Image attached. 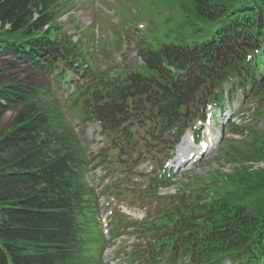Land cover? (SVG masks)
<instances>
[{
  "label": "trees",
  "instance_id": "obj_1",
  "mask_svg": "<svg viewBox=\"0 0 264 264\" xmlns=\"http://www.w3.org/2000/svg\"><path fill=\"white\" fill-rule=\"evenodd\" d=\"M62 1L0 0V54L7 51L13 66L46 74L71 67L88 79L85 87L74 82L70 107L101 122L107 143H140L132 128L162 135L181 128L204 97L223 101V92L213 91L225 82L259 102L264 122V0L173 2L174 38L144 49L145 67L131 74L81 65H89L90 52L62 31ZM210 27L217 31L205 43L198 35ZM180 60L188 70L172 73ZM7 112L14 120L0 133V264H103L108 243L98 198L85 181V151L60 99L10 78L0 83V120ZM252 132V145L232 157L240 167L228 176L230 192L197 187L190 198L166 200L143 230L158 241L142 255L148 264H264V169L244 166L264 161V133Z\"/></svg>",
  "mask_w": 264,
  "mask_h": 264
},
{
  "label": "rangeland",
  "instance_id": "obj_2",
  "mask_svg": "<svg viewBox=\"0 0 264 264\" xmlns=\"http://www.w3.org/2000/svg\"><path fill=\"white\" fill-rule=\"evenodd\" d=\"M75 2V9L67 16H65L61 23L65 32L69 35L76 37L77 39H81L82 41H86L87 45L93 48V63L95 67L98 69H133L136 64V52L134 48V36L133 37H126L124 41L121 43L123 45V50H115L112 46L116 45V37L112 39V32L115 28L113 25L123 27V22L127 25L134 23L136 28H143L149 24V7L146 6L143 0H72ZM150 3L156 4L159 0H148ZM165 1V0H164ZM174 1V0H172ZM104 9L107 13L111 14L112 18H107L106 15L101 14L103 12L100 7ZM97 6V7H96ZM133 13V18H130L129 10ZM161 18L160 16H158ZM154 23V21H152ZM121 27L118 29V33L120 36H124L121 33ZM129 30L131 33L133 32V27L129 26ZM142 30V29H140ZM130 33V34H131ZM117 34V33H116ZM107 42H111L109 44ZM114 50V51H113ZM0 54V83L7 82L10 78H15L22 81L23 84H34L41 87H50L55 91L58 95L64 96L68 93L69 87L65 85L62 81H59L52 76H48L46 74H42L40 72L31 70L27 66L22 65H12V59L7 57L5 54ZM109 64V65H108ZM94 67V68H95ZM69 94H71L69 92ZM235 100L232 104L226 105L223 114L219 117L218 121L215 123V127L212 121L210 131L212 135L217 138L220 137V126H223L224 130V142H235L236 144H243L247 139L244 136H235L231 134L228 120L236 121L237 125L241 128L245 126H251L255 128V121H253L252 113L247 112L245 113V105L246 103L242 102L240 94H237L234 98ZM231 112V113H230ZM211 114H214V110H211ZM71 116V115H70ZM14 120V113L7 112L2 119L0 120V133L5 132L11 126ZM82 119L80 117H75L71 120V123L75 126L78 132H81L84 129V125H81ZM197 127V126H196ZM264 130L263 126H259V128ZM90 135H89V134ZM86 139L85 144L88 149V154H96L98 148H100L101 139L99 137V132L93 126L86 128ZM204 135V134H203ZM219 141H221L219 139ZM84 142V141H83ZM85 146V147H86ZM217 148V146H215ZM214 152V150H213ZM214 158V157H213ZM221 156H218L215 159H212L211 155H207L203 158V160L195 165L194 167L186 169V171L182 175H178L176 179V187L178 189L181 187L183 188L185 184H193V179L197 175L199 178L211 177L216 176L221 178V174L227 176L228 174L231 175L233 167L229 164H226ZM98 176H102L101 169L95 170ZM229 175V176H230ZM207 180H211V178H207ZM219 180V178H218ZM178 182H180L178 184ZM195 183V182H194ZM214 183V182H213ZM107 183H105L106 185ZM190 184V185H191ZM103 185L102 188L105 187ZM187 186V185H186ZM99 191H101V189ZM137 190L139 189L138 186L136 187ZM177 190V189H176ZM173 194L174 190H164V194ZM137 192L131 196H125L123 198H112L107 201V196L102 201L103 206V214H106L107 222L110 223V211H115L119 209L120 205L126 207L123 209L127 216L130 217L131 222L134 220H141L142 216L148 214L151 209H154L156 205H148L150 200H145L144 198H136ZM107 205L109 206L107 208ZM152 207V208H151ZM110 209V210H108ZM129 219V220H130ZM110 226V231L111 225ZM123 233V230L120 231ZM110 235L108 234V239ZM123 241V242H122ZM122 242V243H121ZM135 244L134 238L126 235L125 233L122 236L112 241L111 245L106 250V254L104 257L105 264H132L127 261L126 257H121L118 255L119 247L123 250H130V247ZM12 264V263H11Z\"/></svg>",
  "mask_w": 264,
  "mask_h": 264
}]
</instances>
